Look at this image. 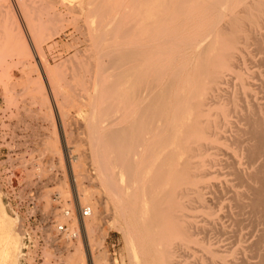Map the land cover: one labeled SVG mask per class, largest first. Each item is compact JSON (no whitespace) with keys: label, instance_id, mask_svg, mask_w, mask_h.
Here are the masks:
<instances>
[{"label":"bare ground","instance_id":"1","mask_svg":"<svg viewBox=\"0 0 264 264\" xmlns=\"http://www.w3.org/2000/svg\"><path fill=\"white\" fill-rule=\"evenodd\" d=\"M49 5L45 7L47 23L41 21L39 26L45 25L37 29L39 33L34 31L33 24V28L28 24L31 32H34L33 37L31 35L32 41L33 38L38 41L58 28L55 19L58 16H51ZM137 5L134 6L138 8H135L138 10L135 12L140 20L135 19V23L138 20L137 26L142 23L141 26H148V30H158L160 27V39L155 40L160 48L147 52L154 54L155 58L145 59L146 54L144 56L146 62L154 61L157 65L155 68L146 67L143 74L138 72L139 81H136L137 87L145 83L148 92L154 91L153 97L146 101L143 99L144 105L139 103L145 108L143 117L139 115L142 119L136 123L137 126L134 125L136 129L134 126H122L120 129L113 117L121 111L126 113L123 105L120 111L121 94L118 91L120 88L116 87L128 84L129 87L125 86L126 91L133 89L129 90L132 87L130 81H127L129 78L126 84L121 85L125 83L122 81L120 86L116 85V89L112 87L108 93L111 95L107 94L109 97L102 99L106 111L91 125L93 143L87 149L91 152L88 154L92 158L91 164L99 173L101 186L108 189L118 205V225L127 243L129 264H264V0H140ZM40 9L44 11L43 7ZM45 13L41 12L44 15L42 18ZM198 17V21L208 30V33L205 32L208 35L206 39L205 33L185 35L184 31L189 24H196ZM17 21L15 31L20 27L17 28ZM55 23L56 28L53 29ZM193 30L195 28L190 29V32ZM11 38L15 53L31 57L28 46L22 41L24 38ZM251 45L255 46V51L261 56L259 63L249 66ZM181 48L190 52L187 58L191 60L182 63V60L178 61L180 55L182 57L181 53L179 57L177 54ZM4 55L5 50L0 46V63H3ZM44 58L40 59L44 74L41 75L51 88L56 110L64 115L69 99L57 76L60 78L59 74L65 71L60 66L55 69L44 66ZM126 58L129 59L128 55ZM19 61L17 64L21 66L23 62ZM36 67L37 71L34 69V72L37 74L40 71ZM190 67L192 69L188 71L192 70L191 74L186 72ZM137 69L135 67L133 71ZM128 71L131 73V70ZM184 73L189 75L182 79ZM38 79L39 84L42 83L40 75ZM229 83L230 88L223 87ZM43 85L40 84L36 89L41 95L45 92L42 91ZM27 91L28 88L23 94ZM131 97L129 95L128 99ZM44 98L42 101L47 99ZM47 105H50L49 102ZM131 105L128 104L129 107ZM108 117L110 120H107ZM53 118L55 120V116ZM54 120L51 123L55 133L51 134L52 138L44 140L42 146L44 152L58 155L62 162L63 154L59 148L61 139L56 133L57 124L54 125ZM61 120L63 127H69L64 125V119ZM107 121V125L103 126ZM143 143H146V150L141 152L143 146L140 151L137 146L145 145ZM83 149L82 144L78 143L71 148L68 141L65 147L66 152L72 155L70 172L76 181L77 201L80 206L90 209L91 217L80 223L76 217L69 222L65 214L60 216L59 220L68 224L77 236L74 251L66 257L65 262L63 259L60 261L61 264H111L106 252L102 250L105 231L98 204L93 202L94 192L83 187L79 181L88 178V170L85 168L87 151ZM225 168L227 172L223 171ZM59 187V195L67 199V183L62 182ZM222 187L230 195L227 196L230 200L227 202L228 207H219L217 204L220 201L218 191ZM208 190H212L214 196H209L211 193ZM6 198L7 195L0 187V264H26L33 259L30 247L33 238L24 230L22 217L8 204ZM64 206L66 210L73 208L68 200ZM106 217L110 218L108 215ZM113 223L118 222L115 220ZM44 256L49 258L53 254L45 251Z\"/></svg>","mask_w":264,"mask_h":264},{"label":"rangeland","instance_id":"2","mask_svg":"<svg viewBox=\"0 0 264 264\" xmlns=\"http://www.w3.org/2000/svg\"><path fill=\"white\" fill-rule=\"evenodd\" d=\"M137 1L139 2L140 0ZM137 1L125 0L124 2V0H52V2H50V0H0V46L5 50V59H3L4 61L2 60L3 63H0L1 65H4H2V67L0 66V187L3 188L4 193L7 195L6 201L8 202V204H11L12 208L22 217V225L25 226L24 230L28 229L32 233L33 241L32 243H30V247L32 250L33 259L27 261L26 264H61L62 262L60 260L63 259L65 262L66 257L74 251V246H76L77 244L76 240L71 243V245L68 247L69 249L66 252L60 253L58 250L54 249L52 245L44 244L41 241L40 237L43 233L42 227L45 226V224L42 223L43 217L49 216L48 219L53 220L52 217L54 216L52 215V211L58 209L61 205H64L66 203V200H77L76 181L74 180L70 172V161L72 160V155L65 150L67 141L71 148H73L78 143L82 144L84 148L83 151H87L85 152V162L87 163L85 168L88 170H86L88 172V174L86 172L88 178L79 179V181L83 187L86 186L88 189L94 192L93 202H96L98 204V212L101 214L102 224L105 231L104 237L106 238H104L102 250L106 252L107 259L111 264L130 263L127 243L123 234H121V226L118 225L120 224L118 205L108 193V189L101 186L100 180L98 178L99 173L96 172L97 168L95 169V166L91 164L92 158L89 157L91 152L89 153L87 149H89L91 144L93 143V140L91 139L92 134L90 133L93 123L95 121H98L100 116L106 111V104L104 105L102 103V99L104 100L109 95L108 93L110 92V89L111 91L113 88H120V90H122L121 88L125 89V86H128V84H126L127 81H130L131 84L129 85L132 86L131 88H129V90L133 89V91L127 90L128 92L126 91V89H123L122 91L118 90L119 95L121 94L120 106L123 105L126 108L127 105L126 109H128V104L132 103V105L130 106L131 108L129 107L131 110H126L125 108L123 109L126 114L122 113L121 109L123 108V106H121V112L115 113L113 117V119H116L118 124L117 127H120V129L122 128V126H137L136 123H139L140 119H142L140 116L142 115L143 117L142 113H144L143 108H145V106L143 105L146 101L145 99L149 98L148 100H150L153 97L152 95L154 94V91L148 92L149 90L147 91V86L145 85V83L144 85L142 83V86L137 87L136 81H139L138 72H142L141 74H143V71L146 67L153 66V68H155V66L157 65L154 61L151 63L146 62L144 60V56L146 54L145 59L148 57L155 58L154 54L151 55L147 52L151 49L154 50L155 48H160V46L156 44L157 41H155L159 38L158 36L161 35L160 27H158V30H156L157 28H152V31L151 29L148 30V26H141L143 25L142 23H139L141 25L137 26V21L139 20V16L136 15L137 12H135L138 11L137 6L139 4L137 5ZM48 3H50V5L54 3L53 5H55V7H53L52 5L50 6ZM135 4L137 5L136 7H134ZM28 5L30 7H27ZM47 5L51 7L49 10L51 16H58L55 18L56 22L58 23V28H56L55 23L53 29H56L53 30V34V31H50L48 33L49 36L46 34L44 37L40 38V40L35 41V38H33L34 40L32 41L31 35L33 37L34 32H31V28L35 26L36 30L34 29V31L38 32L37 29H40V27L45 25L42 24V26H39V24H41V21L47 23V15L45 13V7H48ZM40 7H43L44 11H42ZM97 9L100 10L96 12ZM2 10L6 13L2 12ZM10 11L12 13H10ZM41 12L42 14L45 13V17H43L44 19L42 18V16L44 15H42ZM54 12L56 14H53ZM38 16H40V18H37ZM13 17L14 20L12 19ZM2 19H4L3 21L6 22L7 29H5V25L4 22H2ZM135 19H138L136 23ZM199 19L200 17L196 19V24H189L188 28L186 29L187 31H184L186 33L185 35H199L200 33H203L202 35H204L205 32L208 33V30L206 31V28L202 24V22L198 21ZM16 20L19 21H17L19 23H17V28L18 26H20V29L18 28V30H22V32L20 31V33L17 29V31H15ZM58 20H60V22ZM199 22H201V24H199ZM29 23L31 24V28L30 26H28ZM37 25L39 26V28H37ZM202 25L204 26V29ZM26 26L30 29H27ZM145 27L147 28L146 31ZM194 28L195 30L190 32V29ZM199 29H201V31ZM141 30H144L145 33L144 31L141 32ZM100 31L102 32V35H100ZM206 33V37L204 39L208 37ZM202 35L200 36L201 39ZM146 36L147 39L145 38ZM11 37H16L18 39L21 38L20 40L24 38V40L22 41H25L26 45L28 46L31 57L28 55L26 56L15 53L13 51V38ZM148 39L151 40L149 41L151 43L147 42ZM39 41L41 43L40 46L38 45ZM158 41L161 42V40ZM132 43H134L135 45ZM140 45L142 47H139ZM145 46L148 49H146ZM149 46L153 47L150 48ZM255 49L256 48L254 45H251L249 47V50L252 52L251 61L248 62L249 66L252 64H257L260 61L261 55H259L255 51ZM181 50H178L179 53H177L178 57L180 53L182 54V57L181 55L179 57L180 60L178 58L179 62L182 60L180 63L186 61L187 59H192L190 57L187 58V55H190L187 54L189 51L186 52V49L184 48H181ZM135 53L136 55H134ZM127 55L129 57L128 60H126ZM139 55H142L141 58ZM191 56L193 57V55ZM43 58L46 62L45 63L42 60V64L44 63V66H48L51 69L63 67L62 70L65 71H61L63 73H60L62 75L59 74L60 78L57 76L58 82L61 84V86L64 85L63 90L65 91V95L67 94V98L69 99L64 108V113L67 114H64L65 116L63 115V113L61 114L58 110H56L57 108L53 101L54 98L51 94V88L48 86V82L46 83V78L42 77V75L44 74L42 72L43 65H41L40 59ZM122 58L125 60H123ZM182 58H184V60ZM18 60H22V62L25 64L22 63L23 65L21 64L20 66L19 64H17ZM14 64L16 66H14ZM36 66H38V69L41 72L40 73L38 71L40 74L35 73L37 71ZM23 67L25 68L23 69ZM135 67L136 69L138 67V69L133 71ZM127 68L131 70V73L135 72L136 74H131ZM124 69H127L125 70L126 72L123 71ZM189 69H192V67L186 69L187 73L189 72ZM32 70L33 72L31 74ZM122 71L123 73H121ZM191 71L189 72V74L192 73ZM119 73H121L120 76ZM187 73H184L182 79L186 78L189 75ZM29 75L31 76L27 77ZM39 75L42 83L45 84V86L43 85L42 89V91H45L44 95H41V93L36 90L37 87L42 84H39ZM123 77H125L126 79H124ZM136 77L137 79H135ZM128 78L129 80H127ZM227 78H229V76H227ZM122 79H124L125 81ZM32 80L33 82H31ZM131 80L135 82H132ZM122 81L125 83H122ZM8 83L11 84L9 85ZM119 83H122L121 85H126H124L123 87H116L117 84L120 86ZM28 84L30 85V87H26ZM67 84H69L70 86L68 85V87ZM65 86L67 89L65 88ZM229 86L230 83L223 85L224 88H230ZM136 87L138 90L136 89ZM140 87L142 88L140 89ZM27 88V93L23 94V92ZM34 90L36 92H34ZM46 91L49 94H47ZM114 91L116 94H118L117 90ZM123 91H126L125 94L127 93V95H125ZM140 91L142 92L139 93ZM129 92H131V94H129ZM128 94L132 96L129 99ZM136 94H139V96H137ZM17 96L19 97L17 98ZM44 96L49 101L47 99L45 101H42V98L45 99ZM21 97H24L23 100L21 99ZM31 98H33V100ZM133 98H135V100H131ZM125 99L130 101L126 102L124 101ZM48 102L50 105H47ZM139 103H142L143 105ZM48 106L50 107V109H48L47 111L46 109L48 108ZM44 107H46V109ZM60 114L63 115L62 118ZM129 114H131V117ZM53 115L55 116V120L53 118ZM128 116L130 117V119ZM109 117L107 118V120H110ZM61 119H64V125L67 124V126L69 127L65 128L66 125L63 127V120ZM52 120H54V125L57 124L56 133L58 132L57 134H59L58 136L61 139L59 148L63 154L62 162L61 157H59L58 155L56 156L49 151L44 152V147L42 146V142L47 138H52L53 136L51 134L53 133L54 135L55 133L53 123H51ZM60 121H62V123H60ZM107 123L108 121L106 123H103L102 125L105 126L107 125ZM125 123L127 124L125 125ZM86 124L88 125L86 126ZM60 130L64 133H61ZM66 132L68 133L67 135L65 134ZM70 132H73L74 134ZM88 133H90L89 138ZM66 136H70L72 137V139L69 137V141V138ZM74 137L76 139H74ZM74 140L75 144L72 143ZM143 144L145 145H138L137 150L140 151L142 149L141 152H144L146 150V143ZM227 170V168L223 169V171L225 172H227ZM10 177H12L13 180L12 184H10ZM95 177L97 180L95 179ZM62 182H66L68 186V188H66V190L68 191L67 199L59 195V185ZM94 183H96L97 185H95ZM222 188H220L218 191V195H220L218 196V199L222 201V204H220V201L217 204L219 205V207L221 205H223L224 207H228L227 204L229 203L227 202H230V195L227 194V190L224 187ZM209 191L211 194L209 193L210 195H208L211 196L213 194L212 190H208V192ZM32 192H34L37 196L39 210L41 212L37 215V217L29 220L28 213L30 211V207L28 204V197ZM219 192H221L223 195ZM212 196H214V194ZM102 203L104 205H102ZM107 215L108 218L110 217L109 219H107ZM115 220L118 222L117 224L113 223ZM103 221L104 223L105 221L107 223L104 224ZM45 251L51 252V254H53V257H45Z\"/></svg>","mask_w":264,"mask_h":264},{"label":"built area","instance_id":"3","mask_svg":"<svg viewBox=\"0 0 264 264\" xmlns=\"http://www.w3.org/2000/svg\"><path fill=\"white\" fill-rule=\"evenodd\" d=\"M12 182V177H10V184H12ZM28 198V204L30 207L28 219L31 220L37 217L41 211L39 210L38 199L35 193L32 192ZM69 202L73 206L72 210H66V208H64L65 206L61 205L58 209L52 211V215L54 216L52 217L53 220L48 219L49 216H45L42 219V223H44L45 226L42 227L43 233L40 236L41 241L44 244L52 245L54 249L58 250L60 253L66 252L69 249L68 247L71 245V243L77 240V236L68 226V224H65L59 220V218H61L60 216L65 214L64 217L68 219L69 222H71L73 218L76 217L77 221L80 223H83L91 217L90 209L80 206L77 200ZM63 211L65 212L63 213ZM26 230L28 231L29 236L33 238L32 233L28 229Z\"/></svg>","mask_w":264,"mask_h":264}]
</instances>
